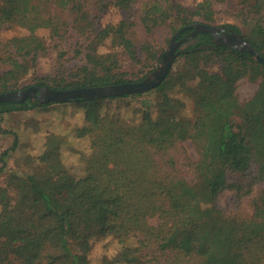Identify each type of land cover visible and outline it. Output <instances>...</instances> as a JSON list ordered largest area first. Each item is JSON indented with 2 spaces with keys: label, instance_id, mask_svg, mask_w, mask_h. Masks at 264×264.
Returning a JSON list of instances; mask_svg holds the SVG:
<instances>
[{
  "label": "trees",
  "instance_id": "16d2710c",
  "mask_svg": "<svg viewBox=\"0 0 264 264\" xmlns=\"http://www.w3.org/2000/svg\"><path fill=\"white\" fill-rule=\"evenodd\" d=\"M135 1L50 0L47 5L0 0V27L8 10L10 19L27 32L2 44L3 62L19 71L27 58L35 63L54 49L58 70L71 75L76 69L74 78L62 83L41 79L32 86L76 89L91 86L100 75L112 76L101 85L132 82L116 70V54L98 52L110 40L129 60H139L131 38L132 16L102 28L96 27V19L110 6L127 15ZM218 2L201 0L188 9L173 0H155L140 9V20L148 32L166 25L169 41L173 36L177 41L192 32L178 33L189 25H183L187 20L212 12ZM240 14L239 24L223 27L242 35L264 58V0L244 1ZM40 29L48 31L53 44L46 46L37 36ZM68 30L78 45L70 53L58 44ZM181 46L174 61L179 63L148 92L71 101L84 108L86 125L74 132L77 138L92 135L90 165L82 177L68 173L52 136L48 150L37 157L42 169L25 177L10 175L8 186L16 200L11 203L7 190H0V264H89L94 242L112 238L119 247L100 264H264V204L252 220L227 216L216 207L221 192L241 189L227 182V174L247 172L252 159L257 162L256 180H264V65L245 51L215 45L206 32ZM142 49L153 64L161 60L153 44ZM67 55L78 63L67 67ZM211 58L220 59L219 72L208 70ZM247 75L260 80L252 98L240 103L236 83ZM184 99L190 101L191 120L182 114ZM123 100L139 101L137 124L101 112L106 103L117 107ZM57 104L38 105L31 98L1 103L0 121L8 114ZM187 139L198 156L181 162L176 144ZM17 142L14 138L11 151ZM154 218L157 224L150 225Z\"/></svg>",
  "mask_w": 264,
  "mask_h": 264
},
{
  "label": "rangeland",
  "instance_id": "374dc122",
  "mask_svg": "<svg viewBox=\"0 0 264 264\" xmlns=\"http://www.w3.org/2000/svg\"><path fill=\"white\" fill-rule=\"evenodd\" d=\"M47 3L50 0H38ZM155 0H137L129 10V14L119 8L110 6L105 13L99 14L96 19V27L102 28L107 24H115L120 20L132 16L134 27L131 30V38L135 43L138 51V61L129 60L121 51L114 47L110 40H105L98 47L101 54H116L118 59V69L125 79L137 81L146 73L153 71L160 65V61L153 64V61L146 59L143 46L147 43L164 53L169 45V29L166 25L159 26L148 32L140 20V9ZM185 8L192 9L201 0H173ZM214 6V10L210 13L201 14L187 20L183 25L192 23H203L211 26H224L226 24H239L241 19L240 8L244 5V1L253 3L254 0H220ZM8 20L6 24L0 27V93L3 89L8 91L28 88L34 85L37 80L44 79L49 83H62L74 78L75 70L68 74L57 68L56 56L54 49L44 53L34 63L29 58L23 64L24 68L19 71H12L10 64L3 62L4 54L2 44L9 38L26 35L24 28L17 26L11 19L9 11L6 10ZM62 18L70 22L67 14ZM246 24H241L245 26ZM247 29V28H244ZM37 36L45 41V45L53 44L48 39V31L40 29L36 31ZM77 36L71 30H68L65 37L59 41V48L71 52L77 45ZM182 45L180 49H183ZM115 52V53H114ZM162 56V55H161ZM66 66L71 67L77 64L76 59H70V55ZM179 61L174 62L171 69H174ZM150 64H153L152 67ZM210 72L220 71V59L211 58L208 65ZM112 79L109 75H100L91 86H98L108 83ZM260 78H254L252 75L241 77L235 88V96L240 103L252 98L258 88ZM5 87V88H4ZM90 87V86H88ZM115 104V103H114ZM103 111L119 118L126 124H137L140 120V103L138 100H123L114 106L111 102L104 105ZM116 108V109H115ZM111 109V110H109ZM182 114L187 119L193 118L190 101L184 99V108ZM86 125L84 117V108L75 103H59L45 108H39L23 113H12L5 115L0 121V190L6 189L7 199L14 203L16 196L12 189L8 186L9 177L16 174L20 177L42 169V165L38 163L37 157L41 156L48 147L46 143L54 136L58 141L59 159L68 173L76 177H82L85 169L90 165V157L93 153L91 148L92 135L77 138L75 129ZM14 138H17V148L10 150ZM176 155L179 161L196 160L198 154L194 148V144L190 140H185L176 144ZM7 152V154H3ZM174 152V151H173ZM4 164V165H3ZM257 162L252 159L250 168L243 174L228 173L227 182L234 184L241 189H227L221 192L216 199V207L227 216L234 217L239 220H252L255 213L264 204V180H256ZM239 192H237V191ZM0 199V210L2 208ZM157 219L149 220L150 225H156ZM134 244V241L130 242ZM119 245L115 239H104L94 242L88 255L89 264H100L104 256L111 257L118 249Z\"/></svg>",
  "mask_w": 264,
  "mask_h": 264
},
{
  "label": "water",
  "instance_id": "95a60500",
  "mask_svg": "<svg viewBox=\"0 0 264 264\" xmlns=\"http://www.w3.org/2000/svg\"><path fill=\"white\" fill-rule=\"evenodd\" d=\"M190 28H192V32H190L188 36L177 41L175 40V36L171 38L167 50L161 56L160 65L138 82H125L76 89H52L46 86H30L28 88L0 93V104L8 102L21 103L28 98L36 100L38 105L48 102L59 104L77 101L79 99L94 100L104 97L146 93L158 86L169 74L175 59L182 52L178 51L177 48L198 32L210 33L215 38V41H213L215 45L224 44L232 49L245 51L250 54L252 58L264 65V58L259 56L242 35L227 31L223 26L217 27L203 23L189 24L181 28L178 33ZM210 47L211 46H203L201 49Z\"/></svg>",
  "mask_w": 264,
  "mask_h": 264
},
{
  "label": "flooded vegetation",
  "instance_id": "af4514ba",
  "mask_svg": "<svg viewBox=\"0 0 264 264\" xmlns=\"http://www.w3.org/2000/svg\"><path fill=\"white\" fill-rule=\"evenodd\" d=\"M212 36V35H211ZM215 41V38L212 36V42Z\"/></svg>",
  "mask_w": 264,
  "mask_h": 264
}]
</instances>
